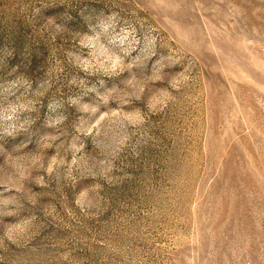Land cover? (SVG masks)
<instances>
[{
  "label": "rangeland",
  "instance_id": "obj_1",
  "mask_svg": "<svg viewBox=\"0 0 264 264\" xmlns=\"http://www.w3.org/2000/svg\"><path fill=\"white\" fill-rule=\"evenodd\" d=\"M0 264H264V0H0Z\"/></svg>",
  "mask_w": 264,
  "mask_h": 264
}]
</instances>
